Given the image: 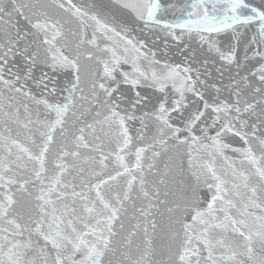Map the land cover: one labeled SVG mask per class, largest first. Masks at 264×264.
Here are the masks:
<instances>
[{"label":"snow or ice","instance_id":"obj_1","mask_svg":"<svg viewBox=\"0 0 264 264\" xmlns=\"http://www.w3.org/2000/svg\"><path fill=\"white\" fill-rule=\"evenodd\" d=\"M0 264H264V0H0Z\"/></svg>","mask_w":264,"mask_h":264}]
</instances>
